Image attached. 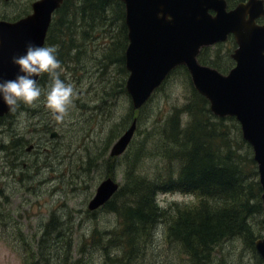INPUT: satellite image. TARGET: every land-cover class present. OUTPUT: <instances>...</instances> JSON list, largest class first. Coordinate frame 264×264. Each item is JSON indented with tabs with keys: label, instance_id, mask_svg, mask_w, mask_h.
<instances>
[{
	"label": "rangeland",
	"instance_id": "1",
	"mask_svg": "<svg viewBox=\"0 0 264 264\" xmlns=\"http://www.w3.org/2000/svg\"><path fill=\"white\" fill-rule=\"evenodd\" d=\"M32 1L0 0V18L12 20L29 12ZM235 3L233 1L230 6ZM259 21L264 22V16ZM108 23L98 26L93 24V36L87 40H82L81 27L88 25H72L75 47L63 49L67 51L68 57L66 62H61L60 78L75 85L78 98L75 100V107L70 109L69 116L63 122H57L46 108L43 92L34 105L21 103L0 122V215L8 222V226L0 223V264H33L38 257L28 254L39 252L36 242L38 238H47V235L40 233L51 213L63 222L66 229L62 234H51L48 237L50 240L56 238L46 247L49 259H41L39 264H102L104 255L101 250L89 246L78 249L83 239L89 241L88 235L92 234L90 230L96 223L100 227H108L116 221L113 213L102 208H98L95 213L88 211L87 214V203L94 194L96 185L107 175L115 177L119 184L123 182L126 168L124 157L130 156L133 150L140 149L144 129L155 121L163 120L173 107H180L187 99V76L179 69L152 93L145 105L136 109L125 83L124 88L120 87V69L115 59L117 52L114 45H107L106 41L103 43L106 36H109L108 32H103ZM118 28L120 23L113 26V34L117 35ZM107 40L110 41L109 38ZM111 51L112 61H109ZM225 51L226 48H223L221 56L225 57ZM232 60L233 65L234 59ZM38 84L46 92L50 84L48 74ZM134 116L138 117L137 128L128 151L117 158L114 174H109L110 167L105 166L101 156L106 158L109 155L112 143ZM124 120L127 123L125 126ZM46 126L50 130L44 132ZM54 130L57 134L51 136ZM235 132L233 129L232 133ZM237 135L239 136H231L234 138ZM240 135L243 138L242 132ZM113 136L116 137L110 142ZM12 137L16 140L21 137L25 141L18 160L15 157L11 160L12 157L8 156L10 153L1 149V144H6ZM248 144L252 149L248 141H240L237 146L241 153L246 152ZM144 163L150 176L154 175L158 167L166 169L168 165L167 158L157 152L142 158L141 170ZM157 199L160 205L168 207L173 206L174 202L189 203L194 195L180 191H160ZM16 223L20 224L24 234L16 232ZM71 223L72 234L67 227ZM260 227L261 224L256 221L255 230L259 231ZM155 232L145 254V262L185 264L184 253L164 234L162 222ZM68 234H71L73 248L71 256L65 252ZM23 236L31 243L21 240ZM256 252L246 247L242 238L233 237L216 245L214 258L216 260L223 257V264H263L257 249ZM214 264L220 263L217 260Z\"/></svg>",
	"mask_w": 264,
	"mask_h": 264
},
{
	"label": "trees",
	"instance_id": "2",
	"mask_svg": "<svg viewBox=\"0 0 264 264\" xmlns=\"http://www.w3.org/2000/svg\"><path fill=\"white\" fill-rule=\"evenodd\" d=\"M233 1L239 0H227L229 6ZM105 23L108 26L103 32H108L109 36H106L103 43L106 41L107 45H114L117 52L115 59L120 69L119 83L124 88L128 72L124 56L128 36L122 0H63L54 11L43 46H58L57 58L62 63L66 62L67 51L63 49L75 47L72 25H88L81 27L82 40H87L93 36V24L98 26ZM117 23H120V28L116 35L112 31ZM235 45L234 37L230 35L226 41L201 47L198 59L225 72L232 66L230 53ZM223 48H226L225 57L221 56ZM111 56L112 51L108 55L109 61H112ZM179 69L187 76L189 89L186 101L178 108L173 107L170 114L166 117L164 115L163 120L155 121L144 129L140 149H135L130 156L124 157V181L110 199L99 207L113 213L115 223L108 227H100L96 223L90 230L92 234L88 235L89 241L83 239L78 248L82 250L89 246L101 250L104 255L102 264H148L145 262V254L161 222L169 241L175 242L178 250L184 253L185 264H214L217 260L223 264V257L216 260L214 258L216 245L233 237L242 238L244 245L257 253L254 241L262 235L264 220L261 215L264 208L262 187L252 149L248 144L246 152H240L237 145L240 141L247 140L240 135L239 121L234 115L218 116L210 110L208 99L194 87L184 64L176 65L162 84ZM43 77L45 74L39 76L37 82ZM9 114L0 115V122ZM125 123L126 120L123 125ZM48 129L46 126L44 132ZM233 129L236 130L235 133H232ZM230 133L239 136L232 138ZM116 136L109 141L112 142ZM18 138L16 140L12 137L6 144H1V149L10 153L8 156L12 157L11 160H18L24 149L25 141ZM127 151L126 149L122 154ZM155 152L162 153L167 158L168 165L166 169L158 167L154 175L150 176L145 163L141 170L140 162L143 157L155 155ZM119 156H101L105 166L110 167L109 174H114ZM160 191L190 193L194 195V199L189 203L174 202L173 206L165 207L157 199ZM97 209H87V214L88 211L95 213ZM70 216L72 217L71 212ZM0 217V223L8 226V222L3 220L5 217ZM256 221L261 224L259 231L255 230ZM12 223L13 221L11 225ZM67 227L72 234V223ZM65 229L63 222L51 213L40 233L47 235V238H38L36 242L39 252L28 254L38 257L33 264H39L41 259H49L46 247L56 237L51 240L48 237L51 234H62ZM16 232L24 234L19 223H16ZM71 234H68L65 245V252L70 256L73 250ZM21 240L26 241L27 238L23 236ZM28 241L26 243L30 244ZM65 259L67 260V256Z\"/></svg>",
	"mask_w": 264,
	"mask_h": 264
},
{
	"label": "water",
	"instance_id": "3",
	"mask_svg": "<svg viewBox=\"0 0 264 264\" xmlns=\"http://www.w3.org/2000/svg\"><path fill=\"white\" fill-rule=\"evenodd\" d=\"M62 1L33 0L29 13L14 20L0 18V79L15 78L19 69L12 58L24 54L29 43L43 46L53 12ZM122 1L128 36L125 87L133 106L141 107L170 71L184 64L194 87L208 99L210 110L238 119L257 163L264 208V22L257 20L264 15V0H240L232 7L227 0ZM230 34L236 46L228 71L198 59L202 46L224 41ZM8 110L0 98V115ZM136 128L134 116L112 143L110 155L126 150ZM56 134L54 130L51 136ZM119 185L111 175L102 178L87 207L94 210L103 205ZM254 244L264 264V233Z\"/></svg>",
	"mask_w": 264,
	"mask_h": 264
},
{
	"label": "clouds",
	"instance_id": "4",
	"mask_svg": "<svg viewBox=\"0 0 264 264\" xmlns=\"http://www.w3.org/2000/svg\"><path fill=\"white\" fill-rule=\"evenodd\" d=\"M57 54L58 46H35L29 43L24 54L12 58L19 72L14 79H0V98L10 110L17 109L21 103L34 105L43 92L45 106L57 122H63L69 116L78 93L73 83H66L60 78L62 68ZM42 74L50 77L46 92L36 79Z\"/></svg>",
	"mask_w": 264,
	"mask_h": 264
},
{
	"label": "flooded vegetation",
	"instance_id": "5",
	"mask_svg": "<svg viewBox=\"0 0 264 264\" xmlns=\"http://www.w3.org/2000/svg\"><path fill=\"white\" fill-rule=\"evenodd\" d=\"M6 1H10V0H6ZM31 10H32V6H31ZM31 10H30V11H31ZM30 11H29V12H30ZM29 12H26V13H24V14H21L20 16L25 15V14H27V13H29ZM20 16H17V17H15V18H13L12 20L17 19V18L20 17ZM257 20H258V18H257ZM11 111H12V110H9V112L6 113V114L11 113ZM6 114H5V115H6ZM30 149H31V148H30ZM30 149H28V150H30Z\"/></svg>",
	"mask_w": 264,
	"mask_h": 264
},
{
	"label": "bare ground",
	"instance_id": "6",
	"mask_svg": "<svg viewBox=\"0 0 264 264\" xmlns=\"http://www.w3.org/2000/svg\"><path fill=\"white\" fill-rule=\"evenodd\" d=\"M9 110H10V109H9ZM9 110H8L6 113H8ZM6 113H4L3 115H5ZM135 131H136V130H135ZM134 133H135V132H134ZM133 136H134V135H133ZM132 138H133V137H132ZM131 140H132V139H131ZM130 142H131V141H130ZM129 144H130V143H129ZM127 147H128V146H127ZM28 149H30V147H28ZM126 149H127V148H126ZM109 154H110V153H109ZM121 154H122V153H121ZM121 154H120V155H121ZM101 206H102V205H101ZM101 206H100V207H101ZM98 208H99V207H98ZM88 209H89V208H88ZM89 210H92V209H89ZM94 210H95V209H94Z\"/></svg>",
	"mask_w": 264,
	"mask_h": 264
}]
</instances>
